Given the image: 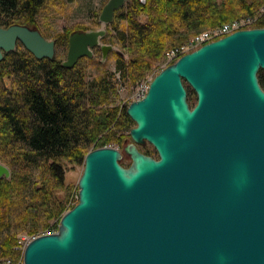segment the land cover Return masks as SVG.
<instances>
[{
  "label": "water",
  "instance_id": "obj_1",
  "mask_svg": "<svg viewBox=\"0 0 264 264\" xmlns=\"http://www.w3.org/2000/svg\"><path fill=\"white\" fill-rule=\"evenodd\" d=\"M128 0H108L114 20ZM106 29L74 30L63 66L100 47ZM54 58L56 42L35 27L0 26V61L18 43ZM123 54V53H119ZM264 27L239 29L164 67L130 103L136 123L121 163L115 146L90 150L79 200L55 232L34 237L24 264H264ZM188 84L197 95L192 106ZM149 142L158 156L138 147ZM11 168L0 161V179Z\"/></svg>",
  "mask_w": 264,
  "mask_h": 264
},
{
  "label": "trees",
  "instance_id": "obj_2",
  "mask_svg": "<svg viewBox=\"0 0 264 264\" xmlns=\"http://www.w3.org/2000/svg\"><path fill=\"white\" fill-rule=\"evenodd\" d=\"M46 5V0H0V26L28 25L47 37L38 21ZM263 8L264 0H128L110 23L112 35L103 38L125 50L114 72L102 70L105 64L94 57L63 66L58 47L67 50L70 33L87 30L84 24L55 36L52 59L37 58L20 42L5 52L0 61V161L11 168V177L0 179V258L21 256V233L58 230L63 213L74 206L66 179L69 166L84 164L92 149L114 145L124 150L132 141L136 123L127 105L116 100L120 79L137 84L168 50L204 29L256 14L254 27H264ZM86 61L97 71H88ZM259 81L264 89V70ZM186 87L194 106L197 95ZM142 151L158 156L156 149ZM121 163L129 166L130 156L125 153Z\"/></svg>",
  "mask_w": 264,
  "mask_h": 264
},
{
  "label": "rangeland",
  "instance_id": "obj_3",
  "mask_svg": "<svg viewBox=\"0 0 264 264\" xmlns=\"http://www.w3.org/2000/svg\"><path fill=\"white\" fill-rule=\"evenodd\" d=\"M107 1L108 0H46V4H47L46 8L42 10L41 14L38 17L39 25L41 26L43 30H45V34L47 35V38L49 39H55V36H57L61 32H64L65 29H68V28L74 29L75 26L78 24L86 25V27H88L87 30L106 29L108 35H112L113 33L112 26L110 24L102 23L99 19L102 8L106 4ZM261 11L264 12V8ZM248 17L250 18L252 17L254 19L253 23L250 24L249 28L254 27L255 23L257 22V19L259 18V14H256L255 16H251V15L242 16V17L233 19L232 21H229V22H234L235 20L245 19ZM95 20H97V22H95ZM204 30H207V29H204ZM101 43L111 44L113 45V49L109 51L105 59L103 58L102 52L100 50L98 51L94 50L93 57L96 61L101 60L102 63L105 64L103 67H101L102 70H109V71L114 72L116 58L120 52L124 54L125 50L122 48L120 44H117V43L106 42L103 39L101 40ZM58 49L62 53L63 61L66 60L68 48L67 50H64L63 48L58 47ZM166 53H165V56L161 64L158 67L156 66L149 73H147V75H145V77L141 79L137 84L132 85L128 81L125 82L122 79H120L117 85V94H118L116 98L117 103H119L122 106L127 105L128 107L131 102L135 101V97L138 95V93H140L141 87L143 88V87H146V85H150L153 78L164 68V65L166 62L165 61ZM125 56L127 57V54ZM85 65L88 71H91V72L97 71L96 66L93 65V63L86 61ZM116 75L118 77V74ZM134 126H136V124ZM109 146H114V145H109ZM138 147L141 151L143 149H146V150L155 149L154 146L150 144L149 142L140 144L138 145ZM121 150L123 151V155H124L125 154L124 150L123 149ZM83 169H84V164L69 166L67 168L66 179H67V183H69L72 186L71 201L73 200V202L76 201V196L78 195V192H79L78 181L83 172ZM23 235H28V234L21 233L19 235V239ZM18 251L21 253V250L18 249ZM20 257L13 258V259L16 262L19 260Z\"/></svg>",
  "mask_w": 264,
  "mask_h": 264
},
{
  "label": "built area",
  "instance_id": "obj_4",
  "mask_svg": "<svg viewBox=\"0 0 264 264\" xmlns=\"http://www.w3.org/2000/svg\"><path fill=\"white\" fill-rule=\"evenodd\" d=\"M253 21L254 19L252 17L251 18L248 17L245 19H238L235 20L234 22H227L224 23L223 25L196 33L186 43L167 51L166 60H165L166 62L164 67L176 61L183 54L198 49L199 47H201L202 45L208 42L220 39L230 33H233L236 30L249 28L250 24H252ZM148 89H149V85H146V87L143 88L141 87V91L135 97V100H139L143 98L148 92ZM78 199H79V192L78 195L76 196V201L73 202L72 200L70 202V206L75 205L78 202ZM34 237L36 236L23 235L19 239L17 249L21 250L22 255L18 261L15 262L13 258L5 257V258H0V264H24V258H23L24 250L27 244L29 243V241H31Z\"/></svg>",
  "mask_w": 264,
  "mask_h": 264
},
{
  "label": "flooded vegetation",
  "instance_id": "obj_5",
  "mask_svg": "<svg viewBox=\"0 0 264 264\" xmlns=\"http://www.w3.org/2000/svg\"><path fill=\"white\" fill-rule=\"evenodd\" d=\"M125 4H126V3H125ZM115 15H116V12H115ZM114 19H115V16H114ZM113 21H114V20H113ZM106 35H107V34H106ZM94 50H95V51H96V50H97V51L100 50V51L102 52V50H101L100 47H97V48H95Z\"/></svg>",
  "mask_w": 264,
  "mask_h": 264
}]
</instances>
